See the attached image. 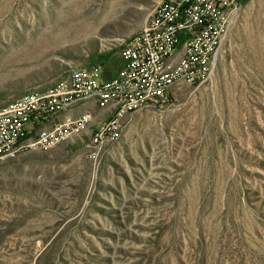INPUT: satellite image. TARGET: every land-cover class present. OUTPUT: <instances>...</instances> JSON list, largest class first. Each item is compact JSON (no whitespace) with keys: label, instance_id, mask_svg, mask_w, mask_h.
Returning <instances> with one entry per match:
<instances>
[{"label":"rangeland","instance_id":"rangeland-1","mask_svg":"<svg viewBox=\"0 0 264 264\" xmlns=\"http://www.w3.org/2000/svg\"><path fill=\"white\" fill-rule=\"evenodd\" d=\"M158 1L0 0V105L78 67L113 75ZM117 133L0 159V264H264V0L235 13L207 81Z\"/></svg>","mask_w":264,"mask_h":264},{"label":"built area","instance_id":"built-area-1","mask_svg":"<svg viewBox=\"0 0 264 264\" xmlns=\"http://www.w3.org/2000/svg\"><path fill=\"white\" fill-rule=\"evenodd\" d=\"M244 1L249 0H159L142 27L123 46V64L113 75L105 78L103 66L98 63L78 67L76 73L63 76L48 88L0 105V159L9 154L6 143L22 137L25 128L35 127L50 113L78 104L81 99L94 98L102 104L103 99H122L115 119L93 140L100 146L117 138L127 114L165 103L178 81H207L233 17ZM180 50H187L185 61H178ZM170 65H177L176 76H169ZM83 119L63 122L51 135L26 139V145L55 142L60 131L74 128Z\"/></svg>","mask_w":264,"mask_h":264},{"label":"bare ground","instance_id":"bare-ground-1","mask_svg":"<svg viewBox=\"0 0 264 264\" xmlns=\"http://www.w3.org/2000/svg\"><path fill=\"white\" fill-rule=\"evenodd\" d=\"M185 57H187V50H180V53H178V61H185ZM76 71H77V68L72 69L68 74H74L76 73ZM176 74H177V65H170L169 66V76H176ZM90 101H93L97 105L98 110H103L105 112L106 117L104 119H99V115L97 114V112L93 113V111H88L86 109L87 111H84L75 117L66 118L65 120L60 121V122L58 121V123L48 128L44 127L41 129V127L37 128L36 126L33 128H25V130L22 131V137H16L15 142L6 143V151H9V154H3V158L14 156L18 152L24 151L27 149H37L38 148V149L48 150L74 137H79L83 139L82 136L84 134L91 136L92 141H93L96 138V136L100 133V131L106 129L108 122L115 119L120 108L122 107V99H115L114 101L113 99H103V104H102V103H98L94 98H87V99H81L80 101H78V104H81L84 102L90 103ZM78 104H73L71 107L59 108L58 111H56L55 113H50L49 116L47 117V120L42 123L46 124L48 121L53 120L57 115L61 114L62 112L66 110H70L71 108L75 107ZM87 114H89L90 116H87ZM103 117L104 116H102V118ZM80 119H83V120H81L80 123L75 125L74 128H70L68 129V131H60L59 136L56 138L55 142H41V143H34V144L26 145V139H29V140L41 139L44 136L51 135L52 133H54V129L57 126L61 125L63 122H76V121H79ZM92 125H95L94 128L92 127Z\"/></svg>","mask_w":264,"mask_h":264},{"label":"crops","instance_id":"crops-1","mask_svg":"<svg viewBox=\"0 0 264 264\" xmlns=\"http://www.w3.org/2000/svg\"><path fill=\"white\" fill-rule=\"evenodd\" d=\"M90 103L92 104V102H90ZM85 104H87V103L81 104V105H79V106H77V107H78V108H80V107H82V106L86 107ZM77 107H74V108L68 110V111H67L66 113H64V114H62V113H63V112H62V113H61V116H64V115H66L65 117H67V116H71L69 113H70L72 110H74L75 108H77ZM83 111H86V109L83 110ZM83 111H81V112H83ZM92 111H93V110H92ZM98 111H99V112H98ZM81 112H80V113H81ZM94 112H97L98 115H99L100 113H105L103 110H98V109H97V111H94ZM59 115H60V114H59ZM57 116H58V115H57ZM57 116H56V117H57ZM60 120H62V119H60ZM51 121H52V120L48 121L46 124H43L42 122H39L38 125H36V127L39 128V126H45V125H46L45 127H47V124H48V123H51ZM53 125H54V124H53ZM49 127H51V126H49ZM47 128H48V127H47Z\"/></svg>","mask_w":264,"mask_h":264},{"label":"trees","instance_id":"trees-1","mask_svg":"<svg viewBox=\"0 0 264 264\" xmlns=\"http://www.w3.org/2000/svg\"><path fill=\"white\" fill-rule=\"evenodd\" d=\"M246 1H244L243 3H245ZM110 56V53H107V55L101 56L104 59H108V57Z\"/></svg>","mask_w":264,"mask_h":264}]
</instances>
